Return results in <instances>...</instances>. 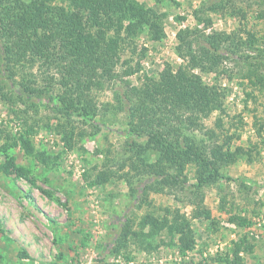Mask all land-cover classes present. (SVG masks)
<instances>
[{
  "label": "rangeland",
  "instance_id": "374dc122",
  "mask_svg": "<svg viewBox=\"0 0 264 264\" xmlns=\"http://www.w3.org/2000/svg\"><path fill=\"white\" fill-rule=\"evenodd\" d=\"M138 1L167 16L163 19L165 34L161 40L152 41L142 34L130 49L122 52L121 60L133 56L131 63L141 64V70L127 78L134 84L145 74L157 76L167 64L177 68L183 63L176 52L179 29L204 27L208 33L231 32L241 27L264 34V18L257 16L264 12V0H226L225 10L210 12L208 27L194 13L207 0H177L179 4ZM14 70L12 78L6 71L5 83H1L0 164L11 155L17 166L31 172L28 179L14 167L0 170V264H129L131 260L136 264H217L213 261L216 257H233L234 242L244 235L255 247L252 253L240 252L243 264H264V136L255 131V122L264 121V88L236 75L230 78L223 72L203 73L196 69L206 83L226 88L224 126H216L218 114L214 112L203 119L205 127L216 130L218 142L226 140L225 144L229 143L232 149H253L252 155L223 167L225 177L213 179L204 189V203L218 225L210 227L204 218L192 221L196 242L193 251L183 255L177 247L162 244L161 239L169 240L165 232L150 239L154 245L159 243L158 248L147 250L139 240L130 239L116 251L127 218L133 221V229L139 230L140 219L147 212L163 215L166 207H176L190 215L193 206L187 202L188 191L158 192L148 188L155 184L151 177L136 174L131 168V162H137L135 156L131 158V142L144 143L146 138L127 131L122 112L100 114L95 121L73 116L77 141L68 146L60 132L68 127L66 118L55 113L56 99L36 95L28 99L29 94L22 93L20 87L24 78L44 87L47 73L41 61H24ZM123 89L124 85L116 81L94 89L93 94L101 106L113 102L114 93ZM58 91L54 87L52 95ZM246 91L252 93L250 97ZM2 93L10 94L13 100H4ZM28 125L33 126V131L27 135L36 152L46 153L45 161L27 154L21 144L19 137ZM80 131L86 132L83 137L77 135ZM7 143L11 146L5 152L3 146ZM154 159L151 155L150 161ZM186 171L188 183L195 182L194 168L189 166ZM99 173L109 179L104 184L92 185L90 181ZM232 214L245 215L250 223L240 227L229 220Z\"/></svg>",
  "mask_w": 264,
  "mask_h": 264
},
{
  "label": "trees",
  "instance_id": "16d2710c",
  "mask_svg": "<svg viewBox=\"0 0 264 264\" xmlns=\"http://www.w3.org/2000/svg\"><path fill=\"white\" fill-rule=\"evenodd\" d=\"M154 1L179 4L177 0ZM226 8V0H207L194 13L198 21L205 22L204 26L208 27L210 12ZM166 16L138 0H0V90L6 71L12 78L19 63L41 61L47 73L44 87L28 83L25 78L20 87L22 93L30 95L28 99L33 95L56 99L53 103L55 113L66 118L68 127L60 132L68 146L77 141L73 116L95 121L100 114L122 112L127 131L146 138L144 143L131 142V158L137 159V162L132 159L131 168L136 174L151 177L155 184L148 188L158 192L165 189L188 191L187 202L193 206L190 215L176 207H166L163 215L147 212L140 219L139 230L133 229L132 220L127 218L122 221L116 251L126 246L130 239L139 240L147 250L158 248L159 243L154 245L150 239L161 232L169 237V240L161 239L162 244L177 247L183 255L193 251L196 242L192 221L204 218L210 227L218 225L204 203V189L213 179L225 177L223 167L252 155L253 149L242 146L232 149L229 143L225 144L226 140L218 142L216 130L205 127L203 119L214 112L218 114L216 126H224L226 88L218 83H206L196 69L203 73L223 72L230 78L236 75L263 89L264 34L241 27L231 32L212 30L208 33L204 27L179 29L176 52L183 63L177 68L167 64L157 76L145 74L134 84L127 78L136 75L141 64L139 61L132 64L133 56L121 60L122 52L130 49L142 34L152 41L161 40ZM257 16L264 18V12ZM116 81L121 82L124 89L114 93L113 102L100 106L93 90ZM54 87L59 88L55 96L52 95ZM251 94L246 91L248 97ZM1 96L4 100H13L8 93ZM255 126L256 134L263 137L264 121L255 122ZM32 131L33 126L28 125L19 137L21 144L27 154L45 161L48 159L46 153L36 152L27 135ZM83 132L77 135L83 137ZM12 144H17V140ZM9 146V143L3 146L5 152ZM151 155L155 157L153 161H150ZM7 156L0 170L14 167L20 176L29 179L31 171L17 166L15 158ZM189 166L194 168L195 182L191 183L186 175ZM108 179L106 174L99 173L90 183L104 184ZM144 193L147 196V189ZM229 220L240 227L250 223L245 215L232 214ZM254 247L244 235L234 242L233 257H216L213 261L243 264L240 252L252 253Z\"/></svg>",
  "mask_w": 264,
  "mask_h": 264
},
{
  "label": "built area",
  "instance_id": "2783aa9c",
  "mask_svg": "<svg viewBox=\"0 0 264 264\" xmlns=\"http://www.w3.org/2000/svg\"><path fill=\"white\" fill-rule=\"evenodd\" d=\"M118 260H120V259H118ZM128 263H129V264H136V261H135V260H131V261H129Z\"/></svg>",
  "mask_w": 264,
  "mask_h": 264
}]
</instances>
